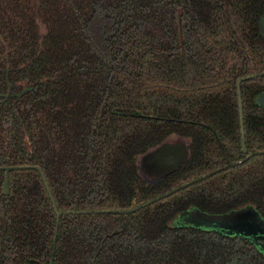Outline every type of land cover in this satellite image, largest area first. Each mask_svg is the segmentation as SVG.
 Masks as SVG:
<instances>
[{
  "label": "trees",
  "instance_id": "1",
  "mask_svg": "<svg viewBox=\"0 0 264 264\" xmlns=\"http://www.w3.org/2000/svg\"><path fill=\"white\" fill-rule=\"evenodd\" d=\"M263 3L0 0V168H28L10 172L7 197L0 170V264H264L242 237L176 222L245 207L264 220V155L131 214L58 219L33 169L57 211L104 212L220 169L219 142L240 161L235 82L264 67ZM256 81L241 95L246 148L259 152ZM176 142L185 162L148 182L144 156Z\"/></svg>",
  "mask_w": 264,
  "mask_h": 264
},
{
  "label": "water",
  "instance_id": "2",
  "mask_svg": "<svg viewBox=\"0 0 264 264\" xmlns=\"http://www.w3.org/2000/svg\"><path fill=\"white\" fill-rule=\"evenodd\" d=\"M254 76L244 77L236 81L237 92H238V106L241 117V102H240V92L239 85L241 82L253 79ZM11 86L9 87V91ZM9 91L7 94H9ZM26 92V91H24ZM7 97V95H5ZM240 127L242 135V147L243 153H245L243 145V127L242 120L240 118ZM264 153H253L249 157L245 158L243 161L236 164L230 165L229 167L221 168L216 171L211 172L208 175H205L199 179H196L190 183H187L179 188H176L172 191H169L159 197H156L150 201H147L137 207H134L125 211H77V212H59L56 210L53 199L49 192L48 186L46 184L45 178L41 170L37 167H33L36 170L42 179V182L45 185L46 191L49 195V198L53 204L55 214L57 219L65 215H88V214H131L137 212L145 207H148L156 202H159L177 192H180L194 184H197L211 176L218 174L219 172L225 171L229 168L237 166L242 162L248 160L251 156L259 155ZM187 157V150L184 144L180 142L176 143H166L161 145L156 150L144 156L140 163V171L144 178L148 182H155L156 180L170 174L179 168ZM28 169L24 167H14L3 169L5 171V181L3 183V195H8L9 193V173L15 170ZM178 225L186 227H195L199 229H204L207 231H216L220 234L230 236V237H242L243 239L248 240L259 252L264 255V220L255 211L252 207H245L224 215H209L201 213L199 211H187L182 213L178 220L176 221Z\"/></svg>",
  "mask_w": 264,
  "mask_h": 264
},
{
  "label": "flooded vegetation",
  "instance_id": "3",
  "mask_svg": "<svg viewBox=\"0 0 264 264\" xmlns=\"http://www.w3.org/2000/svg\"><path fill=\"white\" fill-rule=\"evenodd\" d=\"M263 6H264V3H263ZM257 34H258L259 38L261 39L262 43L264 44V10L261 12V14L259 15V17L257 19ZM260 69H261V72L260 73H257V74H254V75H250V76H254V78L253 79H250V80H257L255 82L256 84L255 83H254L255 85L253 84L254 85V91L256 92V95L252 99V103L254 105H256L258 107V109H261V111L260 112H256V113L255 112H252V113L249 114V116L252 117V118H258V119L264 120V67H262ZM250 76H247V77H250ZM242 78H244V77H242ZM250 80H246V81H250ZM244 82L245 81L241 82L240 85H239L240 102H241V110H242L241 117H240L239 106H238L237 86H236V82H235L236 100H237V108H238V120H239V131H238V133H239V136H240V153H241V156H242V159L240 161H238V162L243 161L245 158L249 157L253 153H264V151L256 152L255 151L256 148L253 149V147H250V149H247L246 148V144H245V132H244V124H243L244 123L243 122L244 121V113H243L242 95H241V84L244 83ZM10 86H11L10 84H7V89H6V93H5V95H7V97L14 92V87H12V86H11V90L9 91V87ZM8 91H9V94H7ZM7 97H5V98H7ZM240 118L242 120V127H243V145H244L245 153H243V147H242V135H241V127H240V124H241L240 123ZM216 146H217V149H219L221 151L222 156H223V160L225 162V165L223 167H221V168L229 167L230 165H233V164L238 163V162L229 163L227 161L226 154L224 153L225 151H228V150L231 151V149H230L231 148V143L229 144L226 141H223V143L219 142ZM259 155H264V154H259ZM259 155L251 156L248 160H246L245 162H242L241 164L248 163V162L251 161V159L253 157L259 156ZM241 164H239V165H241ZM239 165H237V166H239ZM256 165H264V161H260V162L256 163ZM234 167H236V166H234ZM7 168H14V167H7ZM3 169H6V167H1L0 168V170H3ZM3 172L5 174V171L4 170H3ZM166 176H164V177H166ZM162 178H160V179H162ZM4 181H5V175H4ZM4 181H3V183H4ZM9 189H10V173H9ZM1 193H2V196L3 197H7L9 195V193H8V195H3V184H2V192Z\"/></svg>",
  "mask_w": 264,
  "mask_h": 264
}]
</instances>
